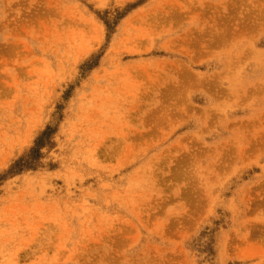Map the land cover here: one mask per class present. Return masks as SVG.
Returning <instances> with one entry per match:
<instances>
[{
  "label": "rangeland",
  "instance_id": "obj_1",
  "mask_svg": "<svg viewBox=\"0 0 264 264\" xmlns=\"http://www.w3.org/2000/svg\"><path fill=\"white\" fill-rule=\"evenodd\" d=\"M0 264H264V0H0Z\"/></svg>",
  "mask_w": 264,
  "mask_h": 264
}]
</instances>
